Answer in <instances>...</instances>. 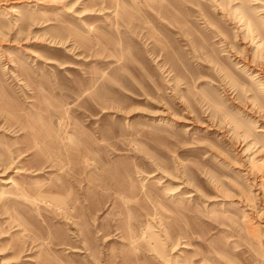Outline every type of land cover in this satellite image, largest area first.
I'll return each mask as SVG.
<instances>
[{
  "label": "rangeland",
  "instance_id": "obj_1",
  "mask_svg": "<svg viewBox=\"0 0 264 264\" xmlns=\"http://www.w3.org/2000/svg\"><path fill=\"white\" fill-rule=\"evenodd\" d=\"M0 264H264V0H0Z\"/></svg>",
  "mask_w": 264,
  "mask_h": 264
}]
</instances>
